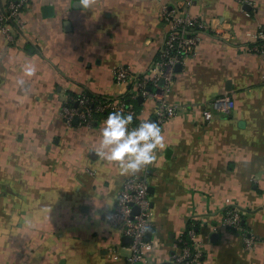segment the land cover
<instances>
[{"label":"crops","instance_id":"obj_1","mask_svg":"<svg viewBox=\"0 0 264 264\" xmlns=\"http://www.w3.org/2000/svg\"><path fill=\"white\" fill-rule=\"evenodd\" d=\"M26 1L22 40L8 44L0 31V264H125L129 243L108 217L135 175L147 178L154 210L149 264H172L190 224L200 264H264V56L250 50L249 35L264 26V0H200L182 10L231 28L233 38L200 32L197 55L175 73L168 101L180 112L162 127L165 147L136 173L94 151L107 116L68 128L61 108L82 93L125 97L114 70L147 72L169 28L164 6L186 0ZM223 94L234 109L205 121L204 104ZM154 105L138 99L139 119ZM227 200L259 238L252 250L222 227Z\"/></svg>","mask_w":264,"mask_h":264},{"label":"built area","instance_id":"obj_2","mask_svg":"<svg viewBox=\"0 0 264 264\" xmlns=\"http://www.w3.org/2000/svg\"><path fill=\"white\" fill-rule=\"evenodd\" d=\"M193 1L200 0H186L174 8L164 6L162 19L169 28L156 61L147 72L137 74L125 66L114 70L116 83L125 88V97L104 98L86 93L72 96L61 108L64 124L68 128H92L99 118L113 111L125 114L130 112L133 114V121L140 123L145 120L139 119V109L136 107V101L140 98L154 101V114L146 119L156 121L161 129L174 119L180 108L171 104L168 98L172 92L176 68L182 67L188 59L197 55L201 43L200 32L233 38L231 28L221 30L214 24H206L199 17L183 13L182 10ZM26 7V0H8L5 4L0 0V31L8 44H16L23 38L26 28L23 12ZM249 35L257 41L250 50L264 56V26H261L257 33ZM234 107L232 96L223 94L204 104L203 117L205 121H211L214 114L228 113ZM137 125L131 122L130 127ZM149 187V182L144 176L135 175L128 178L123 183L115 208L108 217L109 224L118 230L122 237L132 240L126 246L130 253L125 258V264H149L148 253L153 246L147 239V232L154 216ZM225 207L222 227L240 234L246 249L252 250L259 238L245 227L244 217L238 206L227 200ZM199 243L195 225L190 224L178 238V250L171 256L172 264H200L202 253ZM111 251L114 260L122 258L115 249Z\"/></svg>","mask_w":264,"mask_h":264},{"label":"clouds","instance_id":"obj_3","mask_svg":"<svg viewBox=\"0 0 264 264\" xmlns=\"http://www.w3.org/2000/svg\"><path fill=\"white\" fill-rule=\"evenodd\" d=\"M86 3V0H84ZM22 71L27 76L37 72L35 64L26 63ZM18 84L23 87L25 81ZM132 113H108L100 129L99 147L94 151L105 161L115 163L122 173H136L157 158V151L165 147V136L159 124L150 119L130 127Z\"/></svg>","mask_w":264,"mask_h":264},{"label":"water","instance_id":"obj_4","mask_svg":"<svg viewBox=\"0 0 264 264\" xmlns=\"http://www.w3.org/2000/svg\"><path fill=\"white\" fill-rule=\"evenodd\" d=\"M46 10H50V9H46ZM180 68H181V67L178 66V67L176 68V70H179ZM139 101L141 102V101H143V99L140 98ZM151 235H152V230L149 229L148 232H147V239H150ZM124 241L127 242V243H131L132 240H131L130 238H128V237H125V238H124Z\"/></svg>","mask_w":264,"mask_h":264},{"label":"trees","instance_id":"obj_5","mask_svg":"<svg viewBox=\"0 0 264 264\" xmlns=\"http://www.w3.org/2000/svg\"><path fill=\"white\" fill-rule=\"evenodd\" d=\"M132 122H134V121H132Z\"/></svg>","mask_w":264,"mask_h":264}]
</instances>
